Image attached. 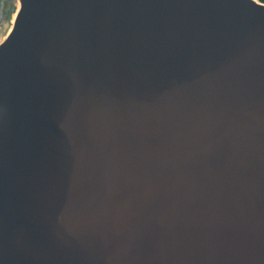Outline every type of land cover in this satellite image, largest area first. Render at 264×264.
Returning <instances> with one entry per match:
<instances>
[{
    "label": "water",
    "instance_id": "95a60500",
    "mask_svg": "<svg viewBox=\"0 0 264 264\" xmlns=\"http://www.w3.org/2000/svg\"><path fill=\"white\" fill-rule=\"evenodd\" d=\"M0 264H264V4L14 0Z\"/></svg>",
    "mask_w": 264,
    "mask_h": 264
},
{
    "label": "rangeland",
    "instance_id": "374dc122",
    "mask_svg": "<svg viewBox=\"0 0 264 264\" xmlns=\"http://www.w3.org/2000/svg\"><path fill=\"white\" fill-rule=\"evenodd\" d=\"M13 7L14 0H0V35L8 28Z\"/></svg>",
    "mask_w": 264,
    "mask_h": 264
},
{
    "label": "trees",
    "instance_id": "16d2710c",
    "mask_svg": "<svg viewBox=\"0 0 264 264\" xmlns=\"http://www.w3.org/2000/svg\"><path fill=\"white\" fill-rule=\"evenodd\" d=\"M259 1L264 4V0H259Z\"/></svg>",
    "mask_w": 264,
    "mask_h": 264
}]
</instances>
